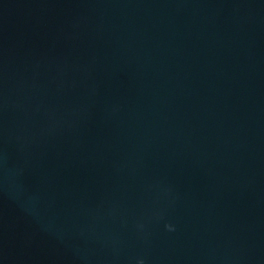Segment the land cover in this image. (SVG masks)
<instances>
[{"label": "water", "instance_id": "water-1", "mask_svg": "<svg viewBox=\"0 0 264 264\" xmlns=\"http://www.w3.org/2000/svg\"><path fill=\"white\" fill-rule=\"evenodd\" d=\"M0 264H264V0H0Z\"/></svg>", "mask_w": 264, "mask_h": 264}]
</instances>
